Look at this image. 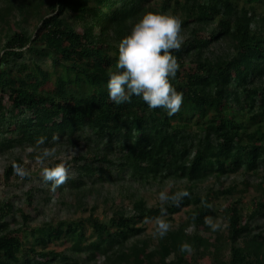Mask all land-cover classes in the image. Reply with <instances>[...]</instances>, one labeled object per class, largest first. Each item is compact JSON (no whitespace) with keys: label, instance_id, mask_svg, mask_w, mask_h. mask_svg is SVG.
Segmentation results:
<instances>
[{"label":"trees","instance_id":"obj_1","mask_svg":"<svg viewBox=\"0 0 264 264\" xmlns=\"http://www.w3.org/2000/svg\"><path fill=\"white\" fill-rule=\"evenodd\" d=\"M6 1L0 29L14 14L23 22L38 16L39 23L32 34L3 35L0 153L59 141L80 145L73 175L56 188L72 191L77 205L97 183L189 184L178 202L172 197L182 191H169L164 204L153 207L134 198L127 212L115 211L107 221L89 214L30 228L22 210L0 203V264H198L205 255L208 264H264V232L256 222L264 213L262 196L242 209L233 197L244 190L233 182L223 189L220 180L241 171L264 173V0ZM46 3L48 12L39 14ZM148 12L182 21L181 48L171 50L179 64L171 83L183 103L172 116L139 97L121 105L108 99L119 42ZM222 40L230 42L226 52L206 55ZM40 136L43 145L36 143ZM13 165L24 168L14 158L3 175L7 182L17 175ZM210 178L220 184L217 190H195ZM219 198L226 203L216 208ZM186 208V221L158 242L140 239L145 222H170ZM15 213L21 221L12 224L7 218ZM217 217L227 222V255L210 240L209 223ZM61 240L70 243L66 250H47Z\"/></svg>","mask_w":264,"mask_h":264},{"label":"rangeland","instance_id":"obj_2","mask_svg":"<svg viewBox=\"0 0 264 264\" xmlns=\"http://www.w3.org/2000/svg\"><path fill=\"white\" fill-rule=\"evenodd\" d=\"M6 2V0H0V8L4 7ZM47 4L48 3L41 7L39 14L45 15L48 12ZM38 23V16L29 17L27 22H23L21 17L16 14L10 16L7 23L0 29L2 33V37L0 38V53L2 51L1 48L4 41V34L10 35L14 31H25L32 34L34 29L38 26ZM229 44V40H222L215 43L206 50V55H221L229 49ZM42 67L45 70L49 69V61L46 60L43 62ZM50 84L48 83V86H50ZM79 146L80 145L78 144H67L64 141H59L43 148L37 147L34 149L28 146H23L12 152H1L0 203H10L15 210H22V212L30 217L27 223L30 228H36L43 223L48 222L56 223L85 219L89 214H93L94 217L101 221H107L115 211L127 212L130 209L134 198H142L147 207L161 205L166 201L160 200L161 193L167 195L171 190H174L175 192L184 191L189 184L183 180H166L163 183L155 182L145 185L127 182L97 183L90 189L89 193L85 192L79 197L80 204L77 205L76 198H74L72 191L64 190L60 193L59 190H51L49 183L43 180L42 172L48 165L58 161L65 165L67 169V177L72 176L76 166L73 163V159L77 157L79 151H81ZM45 148L52 150L54 155L41 162L39 157H41ZM16 157H19L22 160L24 168L21 170L25 172V175L21 177L17 174L7 182L3 176L4 172ZM263 177L264 173L262 171L248 175L243 174V171H241L238 174L221 178L220 180L223 184L221 187L223 189L227 188L233 182L237 186L238 191L244 190L243 193L237 192L233 197V200H240V207L243 209L248 206L255 197L262 196V201H264ZM244 180L247 184L244 183ZM218 187H220V184H217L216 180L213 178L194 185L195 190L200 194L206 193L210 188L215 191ZM28 197L31 198L30 203L28 202ZM225 203V200L219 198L216 201L215 206L216 208H219L221 205L223 207ZM188 211L189 208H186L181 213L174 215L170 222H165L164 218L145 222V224H143L145 232L140 239L148 241L153 245L164 235L160 234L161 222L167 226L165 230L178 228L186 221ZM11 217L7 218V220L9 222L12 221V224H17L21 221L18 213L13 215V219ZM256 222L262 227L264 232V213L256 218ZM211 224L219 225L215 231L209 227L208 231L209 234H211V242L216 246H220L221 255H227L225 242L227 222L223 218L217 217L210 221L209 225ZM188 232H192L191 229H189ZM89 233L90 229L87 224L86 234L89 235ZM69 246L70 243L61 240L49 244L47 250L61 252L66 250ZM209 260L210 259L207 255L201 256L198 259V264H208Z\"/></svg>","mask_w":264,"mask_h":264},{"label":"clouds","instance_id":"obj_3","mask_svg":"<svg viewBox=\"0 0 264 264\" xmlns=\"http://www.w3.org/2000/svg\"><path fill=\"white\" fill-rule=\"evenodd\" d=\"M181 25L178 16L164 13L148 12L132 26L128 35L123 37L118 45L116 71L109 72L106 88L108 99L115 105L125 104L132 97H139L149 109H162L168 116L180 111L183 103V93L178 92L171 81L175 79L179 64L171 50L181 48ZM53 136V140H58ZM46 137L37 138V145H43ZM53 151L45 148L39 159L52 157ZM14 171L21 177L25 172L17 165ZM45 182H51V190L63 184L67 179V169L63 164L45 168L42 172ZM188 196L187 191L177 193L174 201ZM168 197L160 194V200ZM165 210L161 209L163 213ZM166 225L160 223V234H164ZM215 231L219 225L211 224ZM182 245V250L188 249Z\"/></svg>","mask_w":264,"mask_h":264}]
</instances>
